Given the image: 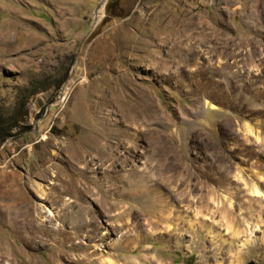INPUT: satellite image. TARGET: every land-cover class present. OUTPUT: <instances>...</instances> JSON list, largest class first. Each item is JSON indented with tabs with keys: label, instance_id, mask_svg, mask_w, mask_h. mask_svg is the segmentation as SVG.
Wrapping results in <instances>:
<instances>
[{
	"label": "rangeland",
	"instance_id": "rangeland-1",
	"mask_svg": "<svg viewBox=\"0 0 264 264\" xmlns=\"http://www.w3.org/2000/svg\"><path fill=\"white\" fill-rule=\"evenodd\" d=\"M99 2L0 0V264H264V0Z\"/></svg>",
	"mask_w": 264,
	"mask_h": 264
},
{
	"label": "water",
	"instance_id": "water-1",
	"mask_svg": "<svg viewBox=\"0 0 264 264\" xmlns=\"http://www.w3.org/2000/svg\"><path fill=\"white\" fill-rule=\"evenodd\" d=\"M104 2H105V0H100V2L96 5V7H95V9H94V14H96L97 10H98L101 6H103ZM95 23H96V18L94 17V21H93L92 27L95 25ZM247 264H255V263H253V262H248Z\"/></svg>",
	"mask_w": 264,
	"mask_h": 264
},
{
	"label": "trees",
	"instance_id": "trees-1",
	"mask_svg": "<svg viewBox=\"0 0 264 264\" xmlns=\"http://www.w3.org/2000/svg\"><path fill=\"white\" fill-rule=\"evenodd\" d=\"M2 125L0 124V129L2 128L1 127ZM1 134V136H0V141H3V140H5L9 135H10V133L7 131V132H2V133H0Z\"/></svg>",
	"mask_w": 264,
	"mask_h": 264
},
{
	"label": "bare ground",
	"instance_id": "bare-ground-1",
	"mask_svg": "<svg viewBox=\"0 0 264 264\" xmlns=\"http://www.w3.org/2000/svg\"><path fill=\"white\" fill-rule=\"evenodd\" d=\"M98 11L102 12V6L97 10V12H96V14H95V18H96V19H98V17H97V15H98V14H97ZM47 211H48V214H49V213H50L49 210H47Z\"/></svg>",
	"mask_w": 264,
	"mask_h": 264
}]
</instances>
